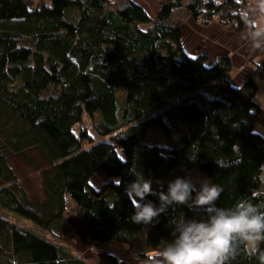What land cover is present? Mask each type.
Masks as SVG:
<instances>
[{
  "label": "trees",
  "instance_id": "16d2710c",
  "mask_svg": "<svg viewBox=\"0 0 264 264\" xmlns=\"http://www.w3.org/2000/svg\"><path fill=\"white\" fill-rule=\"evenodd\" d=\"M160 4L151 18L131 0H0V150L37 149L50 164L45 199L32 202L0 154V206L75 238L66 215L72 204L88 243L126 245L138 264L173 239L174 217L202 211L174 205L149 225L133 223L126 188L141 176L162 180L166 191L176 169L196 170L222 189L217 206L230 207L253 189V202L264 206V136L255 131L264 116L255 100L264 58L236 87L224 79L229 56L192 57L182 42L187 20L218 18L231 31L252 33L249 0ZM86 117L102 141L83 127ZM151 130L165 141L147 143ZM98 176L107 181L100 192L91 187ZM146 200L159 205L157 196ZM262 262L264 243L255 255L241 244L226 264ZM0 264L90 263L0 217Z\"/></svg>",
  "mask_w": 264,
  "mask_h": 264
},
{
  "label": "clouds",
  "instance_id": "9594fccd",
  "mask_svg": "<svg viewBox=\"0 0 264 264\" xmlns=\"http://www.w3.org/2000/svg\"><path fill=\"white\" fill-rule=\"evenodd\" d=\"M258 11L255 20L246 22L254 29L252 42L260 47L264 45V0H260ZM126 191L133 198L130 219L136 224L158 221L174 205L202 210L191 218L183 214L170 221L173 239L161 241L149 264H226L239 245H244L249 255H255L264 243V206L253 202L257 196L254 189L251 196L242 197L230 207L217 206L222 189L206 178L176 177L168 181L166 191L162 186L154 191L152 181L141 176ZM149 195L157 196L158 206L146 200Z\"/></svg>",
  "mask_w": 264,
  "mask_h": 264
},
{
  "label": "rangeland",
  "instance_id": "374dc122",
  "mask_svg": "<svg viewBox=\"0 0 264 264\" xmlns=\"http://www.w3.org/2000/svg\"><path fill=\"white\" fill-rule=\"evenodd\" d=\"M39 1L40 0H35V4H38ZM44 1L48 3L49 0H44ZM249 8L252 12L256 14L255 16L257 17L258 12L252 10L251 6H249ZM256 17H254V19H256ZM192 21L193 20L185 21V25L183 26V32H186V40L192 42V44H194L195 42L196 44L199 43L203 38H205L206 40L208 34L205 37L204 35L206 34L204 33L205 30L211 29V31H213L212 27L226 28L224 25H222V22L218 18L211 20L212 21L211 23H206V24H202L200 22L194 21L196 22L195 23L196 25L198 24L197 26L199 28L194 26L189 27V25H187L189 22H191L190 24H193L194 22ZM224 42L228 44L227 40H225ZM249 65H251L254 71V66L256 64H254V62L250 60ZM123 98H124V94L122 92H119L118 94L119 102H122ZM83 127L87 128V133L90 135V137L93 139L95 143L102 141L101 136L97 133L93 122L89 118L86 117L85 122L83 123ZM81 129L82 127L81 125H79L76 127L75 132L80 133ZM255 131L257 130L255 129ZM164 141H165V137L163 133L158 130H151L147 138V143L151 145H160ZM89 147L90 145L88 143L84 144L85 149ZM0 154L4 155L6 161L13 170L16 176V185L20 189L21 193L26 197V199L31 200L32 202H43L45 199L43 173L45 169L50 167V164L48 163L45 155L37 149L27 151L23 154H12L7 150H5L4 148L0 150ZM185 176L191 177L193 180H199L205 178L208 179L205 175H203L199 171L182 170L181 168H178L174 171L173 175L169 177V180H172L176 177H185ZM151 181H152L153 190L162 186L163 184L162 180H151ZM106 182H107L106 179H104L101 176H98L94 178V182H92L91 187L96 192H100L103 189V186L106 184ZM66 215L69 218L68 222L70 226L73 229L77 230L76 236L74 234L75 238H72L73 236L69 237V234L67 235L53 234L39 227L30 220H27L9 211L8 209H5L2 206H0V217H3L4 219H7L11 223L66 249L72 255L78 257L79 259L82 260L90 259V261L93 262L94 264H106L105 262L113 264V262L109 260L108 254L105 253L102 248L92 246L91 244L88 243L82 229L79 209H77L71 204L70 206H68ZM112 244L117 245L118 243H112ZM122 246L125 249L129 250L126 245H122ZM98 250H101L102 253H99ZM120 254L122 256L120 255V257H118L119 261L117 260L115 264H138V262L135 261V259H133L132 256L133 254L131 250L128 251L127 255H125L126 253H123L125 256L122 253Z\"/></svg>",
  "mask_w": 264,
  "mask_h": 264
},
{
  "label": "crops",
  "instance_id": "0c3cea01",
  "mask_svg": "<svg viewBox=\"0 0 264 264\" xmlns=\"http://www.w3.org/2000/svg\"><path fill=\"white\" fill-rule=\"evenodd\" d=\"M131 1L142 6L151 18H154V16L157 15L161 7L160 0ZM259 3L260 0H249V6H251L252 10L258 12V15ZM190 23L191 22L187 24L189 27H198V24H195L196 22L193 24ZM212 29L213 31H211V29L205 30L204 33L206 34L203 33L205 37L208 34L206 40L203 38L197 44L196 42L192 44V42L186 40V32H183V48L189 56L196 57L199 55H204L207 56L210 61L220 56H229L232 60V70L224 76V79L229 81L234 86L240 87L245 82V80L252 75L253 68L251 65H249L251 58L254 57L252 60L254 64L258 65L262 62L264 58V45L260 47L255 46L250 37L252 33L249 31L236 33L224 27H212ZM225 40L228 41V44L224 42ZM255 100L264 111V81L262 80H258V92L255 96ZM256 130L258 133L264 136V116L262 121L257 125ZM91 245L102 248L105 253L115 256L117 260L121 255L120 253H126L125 255H127L129 251L121 244L116 245L111 243L105 245ZM85 261L90 264H94L90 261V259ZM105 263L110 264L108 262Z\"/></svg>",
  "mask_w": 264,
  "mask_h": 264
},
{
  "label": "built area",
  "instance_id": "2783aa9c",
  "mask_svg": "<svg viewBox=\"0 0 264 264\" xmlns=\"http://www.w3.org/2000/svg\"><path fill=\"white\" fill-rule=\"evenodd\" d=\"M218 1H221V0H218ZM98 252H99V253H102V251H101V250H98ZM134 259H135V261H137V262H139V261H140V260H139V258H137V257H136V258H134Z\"/></svg>",
  "mask_w": 264,
  "mask_h": 264
}]
</instances>
